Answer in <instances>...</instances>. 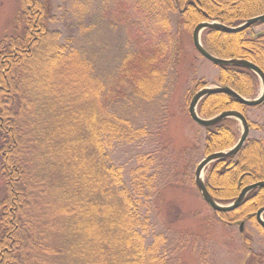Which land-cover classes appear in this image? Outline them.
I'll list each match as a JSON object with an SVG mask.
<instances>
[{
	"label": "trees",
	"instance_id": "trees-1",
	"mask_svg": "<svg viewBox=\"0 0 264 264\" xmlns=\"http://www.w3.org/2000/svg\"><path fill=\"white\" fill-rule=\"evenodd\" d=\"M19 1L22 36L0 39V172L5 191L0 199V264H166L164 235L152 234L146 242L148 217L140 212L141 185L148 184L145 170L132 171L130 186L109 153L114 141L133 142L146 130L104 113L89 63L76 51H65L57 32L44 27L45 5ZM134 8L139 32L148 37H142L146 50L139 58L126 56L120 73L149 97L181 56L169 12L177 11L188 30L203 21L234 27L264 13V0H134ZM201 43L214 56L245 59L264 71V32L247 36V30L208 28ZM217 68L216 85L255 98L259 81L253 72ZM55 78L67 80L55 83ZM152 78L157 80L141 86ZM205 85L197 81L194 87ZM245 108L228 94L212 93L199 101L196 111L209 118L226 110L244 115ZM205 130V155L228 149L239 138L232 118ZM257 181H264L259 140L212 162L204 177L210 195L224 204ZM263 206L264 189L255 188L238 208L215 214L228 224L249 220L263 231L254 215Z\"/></svg>",
	"mask_w": 264,
	"mask_h": 264
},
{
	"label": "rangeland",
	"instance_id": "rangeland-1",
	"mask_svg": "<svg viewBox=\"0 0 264 264\" xmlns=\"http://www.w3.org/2000/svg\"><path fill=\"white\" fill-rule=\"evenodd\" d=\"M39 1L47 12L43 20L46 30L57 32V43L65 51H76L89 63L104 113L146 130L144 136L133 142L114 141L109 149L126 184L131 186L134 182L133 170H145L148 184L141 185L140 212L148 217L146 242H150L152 234L164 235L166 242L161 252L165 253L166 264H264V232L249 220L224 223L195 187L194 169L205 155L206 130L191 120L187 107L197 90V81L218 86V68L195 50L192 30L183 27L179 13L169 12V19L171 34L179 40L181 56L168 67L157 91L145 97L143 91L137 92L132 80L120 73L126 56L139 58L146 50L134 0ZM20 9L19 0H0V39L22 36ZM246 30L247 36L264 32V23ZM33 37L38 34L33 33ZM133 63L138 66L136 61ZM62 80L55 78L54 82H66L67 78ZM155 80L141 86L145 88ZM260 91L258 82L256 96ZM244 115L249 125L246 142L259 140L264 148V103L246 107ZM237 123L240 135L241 126ZM4 192L0 172V199Z\"/></svg>",
	"mask_w": 264,
	"mask_h": 264
},
{
	"label": "water",
	"instance_id": "water-1",
	"mask_svg": "<svg viewBox=\"0 0 264 264\" xmlns=\"http://www.w3.org/2000/svg\"><path fill=\"white\" fill-rule=\"evenodd\" d=\"M262 23H264V13L249 17L244 22L234 27L226 26V25H223L215 21H203L194 26L192 30V34H191L192 43H193L195 50L205 60L209 61L215 66H234V67L248 69L257 76V78L260 81V85H261V91L259 95L255 97L254 99L244 98L241 95H239L237 92L232 90L230 87H227V86H213V87L206 86V87H202L198 89L197 91H195V93L192 95L188 103L187 111H188L189 117L195 124L201 127L207 128V127L213 126L226 118H233L237 120L241 126V132H240L239 138L232 147L226 150L217 151V152L204 155L203 158L197 163L194 169L195 187L200 197L202 198V200L215 213L230 212L238 208L243 203L245 197L250 191H252L255 188L264 189V181H257L249 185H246L245 187L241 189L238 196L229 204L222 205L213 199V197L210 195V193L205 187L204 179H203V171L208 167L209 164H211L212 162L216 160H221V159H225L227 157L236 155L237 152L242 148V146L244 145L245 141L248 138L249 125L244 115H242V113H240L237 110H226V111H222L214 115L213 117L202 118L197 114V111H196L197 104L206 95H209L212 93H225V94L230 95L238 103L246 107L258 106L264 103V71L260 69L257 65H255L254 63L248 60H245V59H237V58L224 59V58H219L217 56L212 55L203 47L201 43V33L205 29H208V28H214V29L223 31L225 33H238V32H241V31H244L250 28L254 24H262ZM263 213H264V206L260 207L255 212L254 215H255L256 223L264 230V219L262 218ZM242 226H243V222H240L239 223L240 232H242Z\"/></svg>",
	"mask_w": 264,
	"mask_h": 264
}]
</instances>
